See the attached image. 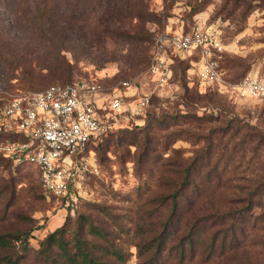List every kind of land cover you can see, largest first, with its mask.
Instances as JSON below:
<instances>
[{
    "label": "rangeland",
    "instance_id": "rangeland-1",
    "mask_svg": "<svg viewBox=\"0 0 264 264\" xmlns=\"http://www.w3.org/2000/svg\"><path fill=\"white\" fill-rule=\"evenodd\" d=\"M250 1L252 10L247 17H242L243 6H237L233 0H149L150 8L156 11V18L146 22L151 38L143 41L141 50L135 54L127 46L119 48L109 42L105 50L94 49L91 53L84 51L81 42L66 43L67 46L60 49L58 41L47 39L43 28L31 24L32 13L26 15L29 23L21 18L24 28L17 24L19 18L11 8L4 7L0 1V37L7 41V48L0 49V96L10 97L42 89L52 82L82 77L101 80L107 88L121 80H129L134 85L129 89L134 92L133 97L141 94L142 90H151L143 121L136 124L132 119H124V126L96 145H88L85 150L87 168L84 170L81 193L77 194L74 204L66 198L48 194L33 164L23 162L14 167L1 160L0 184L12 179L15 182L13 193L9 191L0 197V209L6 208L0 217V224L7 228L38 226L29 238L30 243L37 247L44 235L62 223L68 211L74 215L85 210L101 216L91 210L85 201L105 203L136 222L144 207L156 208L150 201L159 194V163L153 155L158 154V162L159 153L165 160H188L208 142L212 145L209 166L216 165L221 181H226L217 191L220 194L215 200L227 207L241 204L229 200L231 192L237 195L238 190L251 188L258 176L264 174V146H258L257 137L248 133L255 129L264 130V101L235 92L204 89L206 86L200 82L197 65L193 62L197 56L193 54L164 52L169 57L172 73L163 85H157L155 76L158 75L151 71L150 64L158 33L197 28L212 32L222 43L220 63L227 80L238 81L249 71L263 74L264 1ZM36 18L38 22L40 15ZM29 34L41 39L40 44L28 39ZM59 54H64L72 66L62 71L49 69L48 64ZM194 112L204 116L205 120L194 122L179 116L181 121L168 129L183 127L195 131V134L187 137L183 131L181 137L167 147L159 149L158 145L155 151L139 159L143 140H133L134 134L141 135L137 132L141 130L135 126H144L153 114L188 115ZM207 168L202 166L200 174L205 175ZM156 215L159 217L158 213H154V218ZM129 218L122 217L125 222ZM133 224L131 221V226ZM130 239L138 240L136 236ZM129 247L132 254L126 264H148L144 255H137L132 241ZM152 264H264V247L254 235L249 234L242 236L237 247L211 258L197 255L178 262L176 257L167 253Z\"/></svg>",
    "mask_w": 264,
    "mask_h": 264
},
{
    "label": "trees",
    "instance_id": "trees-1",
    "mask_svg": "<svg viewBox=\"0 0 264 264\" xmlns=\"http://www.w3.org/2000/svg\"><path fill=\"white\" fill-rule=\"evenodd\" d=\"M0 1L19 18V26L24 25L21 18L29 23L26 15L32 13L31 24L43 28L47 39L58 41L60 49L67 46L66 43L81 42L87 53L94 49L105 50L109 42L115 43L119 48L127 46L135 54L141 50L143 41L151 38L146 22L156 18V11L150 8L149 0ZM233 1L237 6H243L242 17L250 14V0ZM38 15L40 19L37 22ZM28 39H32L37 45L41 42V39L30 34ZM6 48L7 41L0 37V49ZM48 66L51 70L62 71L72 65L64 54H59ZM73 80L75 79L59 82ZM207 88L234 92L220 88L217 84L204 87ZM179 116L194 122L205 120L204 116L196 112L188 115H151L144 126H135L141 130L137 131L141 135L132 136L133 140H143L139 159L142 160L144 155L155 151L158 145L159 149L167 147V144L181 137L183 131L187 137L196 133L183 127L168 129L179 122ZM114 130L95 138L88 145H96ZM248 133L257 137L258 146H264V130L255 129ZM6 138L20 136L13 132L0 131V139ZM211 146V142H208L188 160H165L159 153L158 162V154L153 155L156 163H159V194L154 200L147 201H153L156 208L144 207L136 222L123 212L112 210L105 203L85 201L91 210L101 216L85 210L77 211L74 215L68 211L62 223L44 235L37 247L30 243L29 238L33 236L32 230L38 226L17 225L7 228L0 224V264H126L132 254L130 241L136 246L137 255H144L148 264L157 263L167 253L176 257L178 262L197 255L211 258L237 247L242 236L249 234L254 235L256 241L264 247V174L258 176L251 188L238 190L237 195L231 192L229 200L242 202L241 204L227 207L217 202L215 198L220 194L217 191L226 181H221L216 165L209 166ZM1 160L8 161L14 167L23 164L0 153V162ZM202 166H208L205 175L199 172ZM13 182L15 181L12 179L0 184V197L9 191L13 193ZM58 197L66 198L74 204L69 194ZM5 211V207L0 209V217ZM154 213H158L159 217L156 215L154 218ZM122 217L129 218L128 222ZM131 221L134 222L133 226ZM133 236L138 240H131Z\"/></svg>",
    "mask_w": 264,
    "mask_h": 264
},
{
    "label": "built area",
    "instance_id": "built-area-1",
    "mask_svg": "<svg viewBox=\"0 0 264 264\" xmlns=\"http://www.w3.org/2000/svg\"><path fill=\"white\" fill-rule=\"evenodd\" d=\"M222 49L217 36L207 30L162 31L154 40L150 69L158 75L157 85H163L172 73L164 52L182 55L197 50L198 76L204 86L217 84L264 101V73L248 72L238 81L227 80L220 63ZM133 86L125 79L107 88L97 79L82 77L10 97L0 96V131L20 136L0 139V152L18 163L33 164L47 192L69 194L76 200L87 168L88 143L124 126V119L136 124L143 121L151 90H142L133 97L134 92L129 91Z\"/></svg>",
    "mask_w": 264,
    "mask_h": 264
},
{
    "label": "crops",
    "instance_id": "crops-1",
    "mask_svg": "<svg viewBox=\"0 0 264 264\" xmlns=\"http://www.w3.org/2000/svg\"><path fill=\"white\" fill-rule=\"evenodd\" d=\"M189 54H193V55L197 56V58L194 59L193 62L197 65L196 69L199 71V67H200V52L196 50V51H194L192 53H189ZM249 72L256 73L254 71H249Z\"/></svg>",
    "mask_w": 264,
    "mask_h": 264
}]
</instances>
